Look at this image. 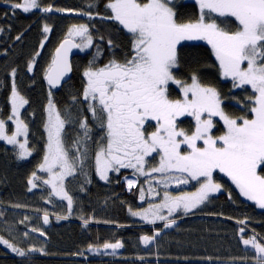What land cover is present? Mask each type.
Wrapping results in <instances>:
<instances>
[{"label": "trees", "instance_id": "trees-1", "mask_svg": "<svg viewBox=\"0 0 264 264\" xmlns=\"http://www.w3.org/2000/svg\"><path fill=\"white\" fill-rule=\"evenodd\" d=\"M22 2L0 0V120L14 131L11 98L16 90L27 101L23 120L31 150L30 158H21L17 147L0 141V205L6 206H0V264H85L80 255L106 243H122L121 258L93 254L91 264H257L256 253L244 244L257 236L264 242V209L254 201L225 191L194 213L179 214L178 222L167 228L139 222L131 215L143 207L139 187L133 181L129 186L126 178L132 171L122 169L107 181L98 177L96 155L106 145L107 135L89 109L91 101L84 99V72L112 60L124 63L133 55V34L108 18L113 15L107 7L112 0H37L39 7L29 13L13 7ZM51 5L54 9L43 11ZM171 5L181 22H194L199 16L194 2L171 0ZM75 12L80 15L74 16ZM81 25L91 37L90 49L75 57L72 79L60 89L52 88L46 75L55 49ZM177 51L179 66L173 71L177 80L189 84L195 75L203 86L218 91L230 118H253L251 107L258 93L225 79L209 45L187 42ZM169 95L182 98L174 85H169ZM50 100L65 124L61 139L78 163L76 175L67 183L68 196L78 203L72 213L66 199L57 201L50 188L33 189L29 183L41 175L40 165L48 152ZM186 123L193 129V122ZM155 156L158 163L159 155ZM144 236L152 237L153 243L145 246ZM9 243L25 255L11 251Z\"/></svg>", "mask_w": 264, "mask_h": 264}, {"label": "snow or ice", "instance_id": "snow-or-ice-1", "mask_svg": "<svg viewBox=\"0 0 264 264\" xmlns=\"http://www.w3.org/2000/svg\"><path fill=\"white\" fill-rule=\"evenodd\" d=\"M197 2L200 9L198 18L194 22H181L171 0H112L107 7L113 15L108 18L118 21L133 34V55L124 63L112 60L104 67H89L84 72L87 81L84 99L98 102L100 115L97 104L89 103V109L100 120V126L106 129L107 135L106 145L96 155L101 179H107V172L113 170L114 165L118 168L132 167L150 175L144 171V165L146 157L152 153L159 155L160 163L159 167L151 168V172L186 173L187 176L178 181L183 184H187L189 179L199 181L204 178L195 193L172 196L166 192L164 203L151 205L144 213H133L152 223L155 219L164 220L165 227L173 226L176 221H169L167 216L160 215L159 210L167 208L171 215L180 208L187 213L198 207L210 192L220 189L221 186L212 179L213 172L217 170L227 175L245 197L264 209V0ZM13 7L28 12L38 8L39 4L37 0H23V3L13 4ZM51 10L47 7L43 9L45 12ZM228 23L235 24V30L224 26ZM44 31L48 32L49 28L45 26ZM87 31V27L81 25L76 34L83 35ZM199 40L211 46L223 75L237 81L234 86L250 85L258 93L251 107L253 118L241 117L238 122L227 116L220 107L218 91L203 86L195 75L190 85L176 79L173 69L179 66L178 45L182 41ZM91 43L89 36L87 45ZM65 44L80 47L71 45L67 40ZM67 50L62 44L49 66L46 79L53 87L71 71ZM170 83L182 88V99L170 98ZM26 103L13 91L16 132L6 136L5 122L0 120V139L15 144L16 136L26 135L27 126L18 119V109ZM48 107V154L40 170L50 172L59 167L62 171L58 178L62 180L65 174L72 173L73 165L61 140L64 121L59 112H55L53 121L54 105L51 100ZM181 116L194 117V132L189 134L177 127V119ZM214 116L223 120L227 128L222 136L211 134ZM152 121L156 122L155 130L149 131L153 127ZM81 126L87 128L86 124ZM198 141H202V146H198ZM26 144L25 139L19 145L23 150L21 158L29 154ZM181 145H186L190 151L182 152ZM131 184L129 181V186ZM62 198H66L71 207V197L63 193ZM150 216L152 219H149ZM44 220L47 223V215ZM240 231L243 232V229ZM142 239L148 244L153 238L144 236ZM3 243L7 244V241ZM244 244H251L260 254L257 264H264V245L257 243L255 237L245 239ZM122 246L120 243L103 245L113 251ZM13 250L20 256L25 255L22 250Z\"/></svg>", "mask_w": 264, "mask_h": 264}, {"label": "rangeland", "instance_id": "rangeland-1", "mask_svg": "<svg viewBox=\"0 0 264 264\" xmlns=\"http://www.w3.org/2000/svg\"><path fill=\"white\" fill-rule=\"evenodd\" d=\"M184 1L194 2V3H196L199 6L197 0H184ZM49 8L54 9L53 5L49 6ZM33 10H35V8L31 9L27 13L32 12ZM79 15H80L79 13H76V12L74 13V16H79ZM78 29L79 28L74 29L71 32L72 35H69V37L75 39L78 43L81 42L80 43L81 48H80V51H79V53H80V52H85V51L89 50L92 43L90 45H87V38L89 37L88 32L84 33L83 35H77L76 32H77ZM187 42H202V43L207 44V42L203 41V40H199V41H182L181 44H184V43H187ZM85 45H87V46H85ZM180 45H178V47ZM207 45H209V44H207ZM54 57H55V55H54ZM173 71H174V69H173ZM223 77L225 79L231 78V77H225L224 75H223ZM191 83H189V85ZM169 85H174L177 88H179L181 90V92H182V98H183V90H182V88L180 86H178L176 84H172V83H170ZM244 86L251 87L250 85H244ZM15 92L18 93L16 90H15ZM18 95L21 96L19 93H18ZM12 98H13V96H12ZM12 98H11V104H12ZM91 103H93V102L91 101ZM26 106H27V103L24 104L22 107H19V109H18V111H19L18 119L22 120L25 125H26V123L23 120V114H24V111L26 109ZM220 107L223 110L222 102H221ZM12 109H13V104H12ZM52 111H53L52 119L54 121L55 120V115L54 114H55V112H58L56 106H54V109ZM205 115H207V114H205ZM16 119H17V117H13L12 121H13V124H14V131L12 133L8 130V126L5 123L4 134L6 136H12V135L15 134V132H16V122H15ZM187 121H190L191 123L192 122L194 123L193 129L190 130V127L187 126V124H188V123H186ZM212 121H213L214 127L211 130V134L213 136H222V135H224L226 133V131H227V128H226V126L224 124V121L221 120L218 116L212 117ZM237 121L240 122L239 120H237ZM155 123H156L155 121L151 122L153 127L149 128V131H154L155 130V127H154ZM176 123H177V127L178 128L183 129L185 132H187L189 134H191L192 132L195 131L196 121H195L194 117L181 116V117H179L177 119ZM220 124L223 127V130H221V131L219 130L220 129ZM64 126H65V124H64ZM64 126H63V130H64ZM146 127H148V126L146 125ZM48 128H49V107H48L47 131H48ZM63 130L61 131V135H62ZM25 139L27 140V144L25 145V147L28 150L29 154L24 156L23 158L28 159L31 156V150L29 148V143H28V127H27L26 135L21 134V135L16 136L17 143L10 144V143H8V141L6 139H0V141L4 142V143H6V144H8L10 146H15V147H17L20 150V152H22L23 150L19 147V145L21 143H24ZM62 142H63V140H62ZM197 144H198V146H202V141H198ZM63 146H64L65 151H67V153H68L69 162L73 165L72 173L71 174H65L63 179L61 180L58 177H59L62 169H60L59 167H55L50 172L41 171L40 172L41 175L35 176L33 178V180L31 181V185H32L33 189H40V187H43V186L47 187V188H50L51 191H52L53 196L57 199V201H60V202H63L64 199H66V198H62L63 193H66L67 196H68L67 183H68L70 178H72V177H74L76 175L77 170H78V167H77L78 163H76L75 159L72 158L71 153L69 152V150L65 146L64 142H63ZM181 151L182 152H187V151H190V149H188L186 145H181ZM47 154H48V152H47ZM155 155H157V153H152L151 156L146 157V161L147 162L144 165V171L145 172H149L150 175H144L142 172L137 171L135 168H132V167L118 168V166L114 165L113 166V170H110V171L107 172V179H102L104 181H107L113 175V173H119L120 171H122V169L129 170L128 172L132 171V175L126 174V178L129 181H131V182L133 181L132 185L135 184V186L139 187V197H140V201H141V204L143 205V207L139 211L131 212V215L133 216L134 219H136L137 221L142 222V223H152V222H149V220L141 219V217L139 215H133L134 212L135 213H144V211L149 209L151 205H159V204L164 203V194L166 192L169 193L172 196L182 195L183 193H195V192L198 191L201 182L204 180L203 177H201L199 181L198 180L189 179V182L187 184H183V183H179L178 181H179V178L186 177L187 176L186 173H179V172H175V171L166 172V173L151 172V168L159 167V163H160V157L159 156H158V158L156 160L158 163L155 162V159L157 157ZM97 168H98V166L96 164V173H97L98 177L101 179ZM117 168H118V170H116ZM54 177H57V179H53ZM212 179H213L214 183L219 184L221 187H220V189L218 191L210 192L208 194V198L202 204H204L211 197L217 196V195H219V194H221V193H223L225 191H229L231 194H234V193L236 195L239 194L242 197H244L245 199H248L247 197H245L240 192L239 188H237V186L232 182V180L227 175H225L224 173L219 172V170L213 172ZM46 181H47V183H46ZM36 182L39 183V185H37ZM45 183H46V185H45ZM192 183H194L195 185L194 186L191 185ZM53 185H55V187ZM165 185H167V187H165ZM142 196H143V199H141ZM71 199H75V198H71ZM49 200L52 203L53 200L52 199H49ZM77 204H78L77 202L72 200L71 213L77 211V209H76ZM202 204H200L198 207L194 208L192 211L187 212V213L184 212L183 208H180V209L174 211L171 215L168 214L167 208L160 209L159 212H160V215L167 216L169 221L175 220L176 223H177L178 222L177 217H178L179 214H191V213H194ZM0 206H4V205H0ZM4 207H6V206H4ZM48 216H49V214H48ZM149 219H152L151 216L149 217ZM154 223L165 224L166 221L161 220V219H155ZM167 228H169V227H167ZM255 239H256L257 243H259L261 245H264V242H263V240L261 238H259L257 236V237H255ZM152 243H153V241H151V243H148V244L144 243V245L147 246L149 244L151 245ZM120 244H122V243H120ZM9 245H11V244L9 243ZM9 245H8V248L11 251L14 252V250H13L14 247L12 245H11V247H9ZM246 247L248 249L254 251L256 253L257 257L259 258L260 254L256 252V250L251 246V244L246 245ZM123 250H124V246H122L121 248L116 249L115 251H113L112 249H105L104 247H102V248H91V249H88L87 251H84L83 254L80 255L79 258L85 259V264H91L90 259H91V255H93V254H95L96 256H107V257H110L112 259H120L121 255L123 253Z\"/></svg>", "mask_w": 264, "mask_h": 264}, {"label": "water", "instance_id": "water-1", "mask_svg": "<svg viewBox=\"0 0 264 264\" xmlns=\"http://www.w3.org/2000/svg\"><path fill=\"white\" fill-rule=\"evenodd\" d=\"M66 40L69 41L71 45H80V43H78L75 39H73V38H71V37H68V38L64 39V40L59 44V46L56 48V50H55V56H56L57 49H59L60 46H61L62 44H64L65 49H68L66 55H67V62H68V64L71 66V71L68 72V73H67V74H66V75L60 80V82H59V84H58L57 86L53 87L52 85H50V84L48 83L49 86L52 87V88H58V89H60V88L64 87V85H65L66 83H68V82L72 79L73 74H74L73 61H74L76 55H78V53H79V51H80V48H81V45H80V47H75V46L70 47L69 44H65V41H66ZM47 82H48V80H47Z\"/></svg>", "mask_w": 264, "mask_h": 264}]
</instances>
